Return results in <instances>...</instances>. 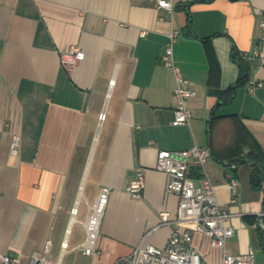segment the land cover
<instances>
[{
    "label": "crops",
    "instance_id": "0c3cea01",
    "mask_svg": "<svg viewBox=\"0 0 264 264\" xmlns=\"http://www.w3.org/2000/svg\"><path fill=\"white\" fill-rule=\"evenodd\" d=\"M157 0H0V252L27 264L51 243L55 263L84 241L82 222L101 188L111 194L97 241L98 255L77 251L72 264H116L140 243L165 246L178 198L156 171L157 153L208 150L204 170L219 205L232 213V255L253 250L264 226V0H177L171 12ZM177 30L173 59L186 88L189 125H171L173 71L161 57ZM77 47L84 59L61 66ZM233 50L250 64L247 85ZM261 84L249 92L251 83ZM216 116L212 120V114ZM103 116V120L100 117ZM20 138L17 156L9 152ZM142 172L140 199L127 193ZM192 179L200 176L193 164ZM230 180L237 189L232 195ZM235 199L231 204L230 200ZM263 215V216H262ZM167 223H163V219ZM264 234V230L261 228ZM194 248L205 264L222 250L200 234Z\"/></svg>",
    "mask_w": 264,
    "mask_h": 264
},
{
    "label": "built area",
    "instance_id": "2783aa9c",
    "mask_svg": "<svg viewBox=\"0 0 264 264\" xmlns=\"http://www.w3.org/2000/svg\"><path fill=\"white\" fill-rule=\"evenodd\" d=\"M175 1L177 0H157L156 6L158 9L171 12ZM260 26L264 29V21ZM179 37L180 34L177 30H172L168 34L166 48L161 57V62L173 71L175 79L176 105L171 123L174 127L189 125L191 113L187 102L194 96L186 88L188 82L183 79L179 68L174 63L173 45ZM255 57H258L261 65L264 66V56L258 52ZM83 59L84 54L81 50L71 47L61 55L60 62L63 68L71 69ZM257 86L260 87L261 84L251 83L248 91L252 92L253 88ZM100 120H103V116L100 117ZM19 150L20 138L12 136L9 152L12 156H17ZM209 158L208 150H202L196 146L185 151L161 150L157 153L155 169L168 177L167 193L178 198L177 218L171 222V233L164 247L157 248L140 243L133 249L130 256L119 259L116 264H205L203 257L193 246L192 235L194 233L207 237L213 247L222 250L221 264H257L255 253L251 249L238 255H232L226 250L227 240L235 235V229L231 225L234 215L223 209L217 202L215 188L204 170V164ZM193 164H196L200 169V176L197 179H192L190 176ZM143 188L144 176L142 172H138L136 178L128 186L127 193L133 199H140ZM229 189L232 195H235L237 189L235 180H230ZM110 194L109 188H101L94 202L87 206L88 213L82 222L76 218L78 203L72 208L70 221L72 224H81L85 235L82 244L69 251L65 239L61 244L60 256L53 263L50 259L51 243L47 242L41 252H35L30 256L27 264H60L62 257L72 251H77L90 258L96 257L100 227ZM230 203L234 204L235 199H231ZM163 223H167L165 218ZM260 227L264 230L261 222ZM0 264H21V261L19 258L10 257L0 252Z\"/></svg>",
    "mask_w": 264,
    "mask_h": 264
},
{
    "label": "trees",
    "instance_id": "16d2710c",
    "mask_svg": "<svg viewBox=\"0 0 264 264\" xmlns=\"http://www.w3.org/2000/svg\"><path fill=\"white\" fill-rule=\"evenodd\" d=\"M233 63H235L239 69V77L237 81L231 86L225 94L229 97V100L234 96V92L237 88L247 85L250 79V64L245 56L233 50L231 56ZM214 113L212 114V120L215 119ZM256 244L261 250H264V234L260 225L255 228Z\"/></svg>",
    "mask_w": 264,
    "mask_h": 264
},
{
    "label": "rangeland",
    "instance_id": "374dc122",
    "mask_svg": "<svg viewBox=\"0 0 264 264\" xmlns=\"http://www.w3.org/2000/svg\"><path fill=\"white\" fill-rule=\"evenodd\" d=\"M253 251L255 253L256 262L257 264H264V250H261L257 247V244H253ZM73 256L70 255H64L61 259L60 264H72L73 263Z\"/></svg>",
    "mask_w": 264,
    "mask_h": 264
}]
</instances>
